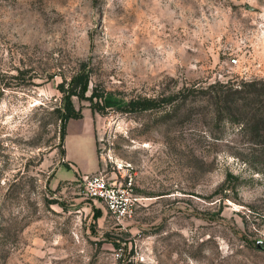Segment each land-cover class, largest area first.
I'll use <instances>...</instances> for the list:
<instances>
[{"label":"rangeland","instance_id":"1","mask_svg":"<svg viewBox=\"0 0 264 264\" xmlns=\"http://www.w3.org/2000/svg\"><path fill=\"white\" fill-rule=\"evenodd\" d=\"M260 79L264 0H0V264H264Z\"/></svg>","mask_w":264,"mask_h":264},{"label":"trees","instance_id":"2","mask_svg":"<svg viewBox=\"0 0 264 264\" xmlns=\"http://www.w3.org/2000/svg\"><path fill=\"white\" fill-rule=\"evenodd\" d=\"M75 78H80L83 79L82 83V93L84 91L87 90V86H88V82H87V78L86 76H83L82 74H79L77 77ZM227 84V83H226ZM228 85V86H227ZM225 86H227V88H225L226 90V100L229 103V108L232 109V107L234 108V105L236 104V100H234L235 98H232L233 95H236L238 93H246L248 98L251 100V97L260 100V97L264 94V80L260 79V80H252L249 82H242V83H238V84H227ZM224 87V86H223ZM66 91V90H64ZM73 95H80V93L76 90H71L69 92H67L66 96H65V101H64V106H63V112L62 109H59V111H61L60 114V119H61V143L62 145H64V140L65 137L67 135V127H68V122L71 119H79L81 117H83V113L81 110L76 109L73 101L71 99V97ZM224 97V98H225ZM217 98H220V96H218ZM136 102L134 101H129L127 104L128 105H134ZM111 105L110 101L106 99V105L108 106ZM154 105V100H150V99H145L144 102L142 103L141 108L143 109H147V108H151ZM264 117L262 116V119ZM259 120V118H258ZM264 130V128H263ZM262 136H264V131L262 133ZM63 152L65 153V149H62Z\"/></svg>","mask_w":264,"mask_h":264},{"label":"built area","instance_id":"3","mask_svg":"<svg viewBox=\"0 0 264 264\" xmlns=\"http://www.w3.org/2000/svg\"><path fill=\"white\" fill-rule=\"evenodd\" d=\"M234 61L237 63L238 59ZM84 186L87 196L104 203L117 218L124 219L132 216L135 202L128 193V187L125 188L109 182L103 173H93L86 176Z\"/></svg>","mask_w":264,"mask_h":264},{"label":"water","instance_id":"4","mask_svg":"<svg viewBox=\"0 0 264 264\" xmlns=\"http://www.w3.org/2000/svg\"><path fill=\"white\" fill-rule=\"evenodd\" d=\"M247 7H248L249 9H251V10H253V9H254V7H252V6H250V5H249V6H247Z\"/></svg>","mask_w":264,"mask_h":264}]
</instances>
